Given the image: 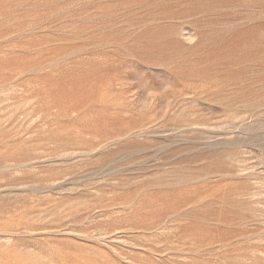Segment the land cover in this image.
<instances>
[{
    "label": "rangeland",
    "instance_id": "374dc122",
    "mask_svg": "<svg viewBox=\"0 0 264 264\" xmlns=\"http://www.w3.org/2000/svg\"><path fill=\"white\" fill-rule=\"evenodd\" d=\"M0 264H264V0H0Z\"/></svg>",
    "mask_w": 264,
    "mask_h": 264
}]
</instances>
